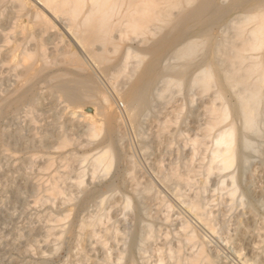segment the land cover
Instances as JSON below:
<instances>
[{
    "label": "bare ground",
    "instance_id": "bare-ground-1",
    "mask_svg": "<svg viewBox=\"0 0 264 264\" xmlns=\"http://www.w3.org/2000/svg\"><path fill=\"white\" fill-rule=\"evenodd\" d=\"M135 40H139V46L134 47L129 46L130 44L127 45L128 41ZM119 52L121 56L113 62L112 54ZM88 58L91 63H96V66L97 64L103 65L104 72L105 70H113V72L111 71V77L115 80V82L113 81V88L116 90L117 95L126 103L125 118L129 119L134 124H138L141 116L146 114L145 112L148 109L151 110L154 102L159 99L162 100L163 98V100L166 101L165 96L167 92L174 90L173 93H175V89L181 91L180 89H182L184 81L188 78V89L193 93H197L205 100L206 104L204 108H202L207 115V121L204 126L202 125L203 127H200L202 137L199 136V134L198 136L200 138L198 136L195 137V135V138L192 139L191 137V139H189L191 142V158L186 162L183 158L185 163L182 167L186 170L187 174H183L181 171L182 167L176 164L172 165L171 168H169V172L166 175L164 174V178L162 177L161 179L165 183L175 182L177 184V189L179 186V189H174V191H177L178 198L183 199V205L186 204L185 206L191 209L198 221L212 231L215 227L213 223L217 216L214 214L216 210L212 208V203L217 202L210 200L209 197L211 195L209 194L210 196L208 197L207 192L213 189L210 192H213L215 195L211 193V198H214L217 193L220 195L221 201L219 198L218 200L222 205L223 203H228L230 207L228 209H231L232 206V209H234L235 201L238 197H243V194L239 191L242 186L243 175L245 174V170H247L246 166L247 164L249 165L251 161L249 153L252 151H254V153L258 152L256 150V142L253 141V138H264V0H0V121L6 117L17 119L23 108L27 106L33 107L35 105H41L47 110H54L58 106L60 107L59 103L61 102L58 103L59 99H63L65 105H67V103L69 104L67 108L70 105L77 108L80 106L84 107V105L95 104L100 106L103 110L100 114H98L99 111L97 110V114L101 115L103 118L98 124L96 120H89V118H87L88 116L83 117V120H81L80 117L77 118L75 111L72 115H69L66 111V107L64 108L66 111L64 117L66 116L67 121L65 125H62L63 123H59L62 126L57 125L56 116L54 117L56 120H52L54 119L51 118L52 116L49 117L51 122H54L48 124V126H58L59 130H57L56 127L57 133L53 131L54 128L52 132L49 130L51 128L46 132L42 130L44 132L41 131L42 140L40 142H35V145L39 143L41 148L47 146L46 148L49 150L48 153L46 152L47 156L45 155L44 159H41V162L38 163L37 169H39L36 173L39 174L41 170L42 172L40 173L48 171L50 174L43 181L40 179L45 177L39 175L42 178H38L39 181H37V184L45 186L44 190L46 189V191H44V194H50L48 197L49 200L62 198L67 192V190L64 191L65 189H63V187L66 186L64 185L65 183L62 184L67 174L65 173V176L57 174L58 172H62H57L55 169L54 172L57 173L53 174V171L51 173L54 164L58 161V164L61 163V165H59L63 166V164H67L70 160L77 162L79 164L78 166L87 163L86 166L80 168L78 175L74 176L77 178H74V180L72 178L74 182L70 180V183H73L74 187H76L78 194L68 195L67 193V196L63 197L64 202L70 204V202L75 201L76 204H73L76 205L78 209H84L90 202L98 196V198H100V195L105 192L122 188L125 190L129 189L130 192L128 193L129 195L131 193L132 197L129 195L123 196L122 201H124L125 205H122L125 206L126 209H136V218L139 219L142 213L145 212L142 211L144 208L142 209L140 206L145 207V203L139 206V202L137 201L138 204L134 205L132 200H145L148 201V203L153 200H160L163 203H165V201H162L163 195H160L159 189H156V186H153L152 182L141 184L140 182L142 180L139 182V180L135 178V175H133L132 172L135 171L136 164L132 156L128 154L123 143L125 140V135L122 132L124 123L123 118H116L114 117L115 115L112 114L114 101H112L106 93L100 91L96 77L93 75L92 71H90L91 66L89 64L90 62L88 63ZM118 79L120 82H117ZM178 90L176 91L179 92ZM44 92H47L51 97L48 98L47 103L40 104V97ZM173 93H169V95ZM168 98H170V96H168ZM193 101L194 98L191 99V102ZM122 107L124 106L122 105ZM61 112L62 111H60V113ZM25 114L28 116V113ZM89 114V116H92L94 119L96 112L94 114ZM30 115L31 113L29 116ZM34 115L36 116L37 114L35 113ZM32 116L33 115H31V117ZM32 122L33 125H35V120L30 121L31 124ZM165 124L164 122L160 127V131L163 132L167 129ZM37 125L38 124H36V126ZM73 127L81 130V135L79 134L78 136L86 135V138H88V146L94 144L92 141L94 139L98 140L97 138L100 137L101 132H103L102 139H100V142L92 149L94 153L88 154L87 152L88 155L85 153L87 156L83 157L82 155V157H79L73 152L74 148L72 149L73 151H63L67 146H71L70 144L79 147L84 144L82 141L80 142L78 138L77 140L75 139L77 135L74 134L75 138L74 136L70 137L73 135L70 133V129H73ZM28 129L29 128H27V130ZM20 130L21 129H19V131ZM6 131L4 128L2 129L0 127V155H4L6 158L9 157L15 162V165H17L19 164L18 154H14V152L9 154L6 153V151L9 152L10 150L5 149V146H8L5 145V138L7 136ZM16 131L17 130L13 132ZM32 131H34V133L36 132L33 128ZM183 133L180 130L174 129L170 132V136L171 138H177L183 136ZM16 134L21 140L26 138L23 137L20 132H16ZM31 136L30 134L28 138L33 139L34 136ZM56 138L58 141L61 140L63 149H61L62 147L60 145V148L56 147L57 145H55L56 148L50 146L52 141V143L56 142ZM80 140H82V138ZM207 140H210V145L206 143ZM16 142L18 141L16 140ZM21 143H23V141H21ZM25 143H23L21 147H24ZM59 143L60 141L58 144ZM87 145L85 147H87ZM56 149L62 151V153L58 151L60 153L58 156L54 154ZM35 150L36 149H34V151ZM260 151L261 150H259V153L261 154ZM35 152V155L38 157L32 154H30V157H35L33 159L37 158L39 160V157L42 156L40 153L38 155L37 151ZM202 152L205 154L199 166V170H201L199 172L202 174V176L199 177H202V180L197 183L199 180L195 175L198 171L195 170L197 165L194 166V160L196 161L195 158L200 156ZM44 153L42 152V154ZM263 156L262 152V157ZM21 159L23 161L24 158ZM198 159H200V157H198ZM32 160L30 161L32 162ZM10 162L12 163V161ZM11 163L9 165H12ZM33 163L35 162L33 161ZM67 165L63 168L67 169ZM115 165L116 174L112 175L114 177L109 181L103 182V178H106ZM125 166H130L132 171L131 173L127 171L128 176L126 177L122 174V167ZM20 167L18 166V169H20ZM58 167L57 169L62 168ZM73 167L75 168L76 165ZM68 168L71 167L68 166ZM69 170H66L69 174L70 172H75L71 169ZM87 170H89V173L91 172L89 178L91 181L88 185H86L87 180L84 179L87 176ZM62 171H65V169ZM48 172H46V174ZM39 176L37 175L35 178ZM67 176L69 177V175ZM254 177L255 176H253V181L255 179ZM194 178H196V180H194ZM28 180L26 183L30 182ZM97 180H101V182L95 184ZM31 181L36 182V180ZM40 181L41 183H39ZM214 181L215 187L211 188V184ZM93 184V187H89ZM248 185L250 186V184ZM72 186L71 188H74ZM181 186H188V188L194 187L195 190H193L194 192L191 195H189L188 192L187 194H183L185 189L182 192L180 189ZM254 187L255 186L250 188ZM250 188L247 187L246 193L244 194L254 199V192ZM37 189L42 190L40 187ZM261 189L263 192V188ZM258 190L260 189L258 188ZM81 194L82 196H80ZM114 194L115 193L110 194L109 197ZM118 194L116 193L115 195ZM43 197L44 196H42V198ZM103 197H101V203L105 201ZM241 197L239 198L240 200H238L241 201L240 205L243 204V199ZM259 197L260 196H258V198ZM38 199H36L37 203ZM163 200H165L164 197ZM260 201L261 200H259V206L264 207V202ZM41 202H43V200H41ZM55 202H57V200L52 202L53 205L56 204ZM58 203L59 202H57V204ZM62 206H65V204L63 203ZM169 206L170 205H168V208H170ZM217 206L218 205H216V207ZM251 207L250 212L248 211L251 221L247 220L250 223L252 222V225L255 222L260 224L262 232L259 233L260 231L257 229L259 232L256 234V237L259 236L260 240H262L263 237V241L260 243L263 245L264 213L258 214V211L256 210V212L253 206ZM168 208L167 210L169 211L172 209ZM111 209L113 208L111 207ZM218 210L221 209L218 208ZM100 212L96 214L94 212V214H90L89 217L85 215L87 218H84L79 225L77 224L79 232L76 230V233H78L76 236H78V239L80 236L86 234L91 238L94 236L97 237L96 235H98V233L96 234L95 228L101 223L103 224L102 219L104 216L103 212H101L102 214ZM229 212L228 210L227 213ZM170 213H166V215ZM53 214L54 213H51L50 216ZM65 214H67V212L63 215L65 216ZM86 214L89 213L87 212ZM58 215L57 218L52 216L55 220L52 219L54 222L50 220L51 224L55 223L59 225L56 222L60 220ZM81 215L84 214L81 213ZM65 217H67V215ZM107 217L110 218L109 215ZM166 217L164 220L162 218V220L165 221L169 218L168 216ZM171 218L172 217H170V219ZM167 221L169 222V219ZM236 221L237 220H235V222ZM64 222L65 221H63V223ZM144 222L145 221H143V223ZM45 223L47 222L45 221ZM104 223L106 224V222ZM143 223L137 228H130L129 231L126 230L128 239L123 242L125 247H121L130 254V264H135L132 255L135 249L139 250L138 255L140 254L141 259L146 260V254L149 248H153L159 253L158 264H216L214 257L209 255L206 250L207 245L211 243L209 236L205 234L200 238L197 230L194 228L195 226H192L194 224L191 225L187 219L182 221L181 227H179L180 230L177 231V235H180L176 242L177 245H172V243H170L171 241L167 242V239V241L165 240L167 242L165 245V242H162L164 240V234L163 238H161L163 239L161 241L162 243L159 244L158 233L156 229H154L155 227L153 228V225L148 222V224ZM52 225L49 227L50 232H54V230L57 229L55 225V227ZM60 225L57 226L60 230L57 229V232L54 234L56 235L59 232L58 235L63 237L66 235L67 230L63 225ZM176 226L178 227V225ZM60 227H62V229ZM245 227L246 230L242 229V232L244 235H247V233L250 232V225L247 224ZM87 228H91L92 230L90 229L91 231L85 233ZM118 228L116 229V227L112 226L110 228L106 227L105 229L106 232L114 233V235L117 236L120 232ZM215 230H217L216 227L214 232ZM50 232L47 231V233ZM252 233L254 234V232ZM54 234L52 235L55 236ZM165 235L169 237L167 234ZM166 236L165 238H167ZM253 236H251V238ZM48 237L50 238L49 235ZM71 237L70 241H72ZM162 244L165 246L162 247ZM258 244L259 243L256 245ZM55 246L57 247V245ZM260 246H253V248L254 250L256 249L257 254H255L257 258L264 262V245ZM53 250H55L54 247ZM187 250L189 252H187ZM210 253L213 252L211 251ZM240 254L242 255V253H239L238 256L241 258ZM117 258L118 262L123 260L122 256H117ZM106 259L107 258H105V260ZM141 259L139 261H142ZM249 259L242 260L245 264H256L254 262L258 260L254 259L255 261L250 263ZM112 260L111 258L107 264H110ZM115 264L117 263L115 262ZM143 264L148 263L144 261Z\"/></svg>",
    "mask_w": 264,
    "mask_h": 264
},
{
    "label": "rangeland",
    "instance_id": "rangeland-1",
    "mask_svg": "<svg viewBox=\"0 0 264 264\" xmlns=\"http://www.w3.org/2000/svg\"><path fill=\"white\" fill-rule=\"evenodd\" d=\"M138 42H139V40L130 41V42L128 41L127 45L130 44L129 46H134V47L139 46L140 44H138ZM119 56H121L120 52L116 53V54H112L113 62H115L119 58ZM88 63L91 66L90 71H92L93 75L96 77V80L99 84L100 91L103 93H106L111 98V100L114 101V108H113L112 114L115 115L114 117H116V118H118V117L123 118L124 123H123L122 132L125 135L124 136L125 140L123 143H124L125 149L127 150L128 154L130 156H132V158L136 164L135 165L136 169H134L135 171L132 172L130 166L122 167V174L124 175V177H126V176H128V173L132 172L133 175H135V178L137 180H139V182L142 180L140 182L141 184H143V183L147 184V183L152 182L153 186H156V189L157 188L159 189L158 191L160 192V195L161 194L163 195V196L161 195L162 201H165V203L161 202L160 200L159 201L153 200V201H150L149 203H148V201H145V200H140L141 202L139 200H132V203L134 205L138 204V202H139V206H140V204L142 205L145 203L144 206L146 208L142 207V206H140V207L142 209L144 208L145 210L144 209L143 210L141 209V210L145 211L146 213L145 212L142 213L141 218L137 219L136 218V209H133V208H132V210L126 209L125 206L122 205V204H124V201H122L123 196L129 195L128 192H130L129 189L128 190L126 189L127 190L126 191L124 188H122V189H118L115 191L111 190V191H109L110 193L105 192L104 194L100 195V198H98L99 197L98 196L96 199H94L92 202H90L92 204L89 203L86 206L87 209H86V207L84 209H78V207L73 204V203L76 204L75 201L70 202V204H67L66 202H64L63 197L67 196V193H68V195L69 194L70 195L71 194L76 195V193L78 194L76 187H74L73 183H72L73 184V186H72V184L70 183V180L73 181L74 178L76 179L77 177H74V176H77L80 168L82 166L83 167L86 166L87 163H85L84 165L78 166L79 164L77 162L70 160L72 165L68 161V163H67L68 165L65 164V165H67V169L63 168V167H65L64 164H63V166H60L61 163H59L60 164L59 165L58 161H57L56 162L57 164L55 163L53 166V169L51 170V173H52V171L54 172L55 170L57 172L58 171L62 172V173L54 172L53 174L57 173V174L65 176V173H66L67 175H69V177L66 175L65 180H63V182H62V184L65 183L64 185H66V186H64V185H62V186H64L63 187V189H65L64 191L67 190V192L65 193V195L62 198H56L57 202H59V203L57 204V202H55L56 204H54L55 205L54 206L52 202H54L56 200H51V199L49 200L48 197L50 194L48 195L46 193L48 196L46 194H44L45 193L44 191H46V189L44 190L45 186L37 184V181H39L38 178L45 177V178L40 179L41 181H43L44 179H46L48 177L50 172L46 171V172H48L47 174H46V172L40 173V172H42L40 170L39 174L36 173V172H38V169H39V168L37 169V167L39 165L38 163L41 162L40 161L41 159L42 160L44 159L45 155L47 156V153L49 152V150L46 148L47 146L41 148L39 143H37V145L39 146L38 147L37 145H35V142H40L42 140L41 135H42V132L44 130H45L44 132H46L49 128H51L49 130H51V132H52V129L54 128L53 131H56V133H57V130H59L58 126L57 127L54 125H52V127L48 126V124H51L54 122V121L51 122V119L49 118L51 116H52L51 118H54L56 116L55 118L57 120L55 118L52 120H56L58 122L57 125L62 126V125H65L67 123L66 116L64 117L65 112L67 111L69 115H72L73 112L75 111L77 118L80 117V119L83 120L82 119L83 117L88 116L87 118H89V120H96L97 124H98V122H100L101 119H103L102 116L98 115V114L102 113L103 110L100 106L95 105V104L84 105V107L80 106L77 108H74L72 105H70L68 107L69 108L68 109L67 105H69V104L67 103V105H65V103H63V99L58 100V103L61 102V103H59L60 107L58 106L54 110H47L46 108L42 107L41 105H37V106L35 105L33 107L27 106V107L23 108V110L21 111V113L17 119H12V118L6 117V118L2 119L3 122L0 121V125H1L0 127L2 129L4 128L5 131L7 130L6 131L7 136L5 138V145H8V146H5V149L6 150L10 149V150H9V152L6 151V153L9 154V153L14 152V154H18V157H19V160H18L19 164L15 165V162H13L12 159H10L9 157H7L8 158L7 159L6 156L0 155V169H2V170H0V264H77V263H79V264H84V263L85 264L86 263L87 264H102V263L107 264V263H109V260L111 258L113 260L110 264H115V262L117 264H122V263L128 264L130 262V259H129L130 254L127 253L126 251H124L123 250L124 248L121 246L125 247V244L123 242H124V240L128 239L126 232L129 231L130 228H137V227L141 226L143 221H145L143 224H146L148 222L149 224L153 225V228L155 227L154 229H156V231L158 233L157 236H158V240H159L158 243L159 244H161L162 242L163 243L165 242L164 244L166 245L167 242L171 241L170 243H172V245H174V244L177 245L176 242L178 241L179 236H180V235H177V231L180 230L179 227H181L182 221H184L185 219H187L191 223V225L194 224L192 226H195L194 228L197 230L198 236L200 238L202 235L204 236L205 234L209 236L211 243L207 245L206 250H207V253L209 255L214 257L216 264H233V263L234 264H237V263L243 264L244 263L243 260H246L249 258H250L249 262L253 263L252 261H255L256 259H258L257 255H256L257 254L256 249L254 250L253 246H258V245L260 246L261 245L260 243H262V241H263V237H262V240H260L259 236L256 237V234H258L259 231H260L259 233L262 232L261 227H260V224L258 222H255L256 224L253 222L255 224V226H254V224L252 225V222L250 223L248 220L251 221L250 213H249L250 209L252 208L251 206L254 207L255 211L256 210L258 211V212L256 211L258 214L264 213V207L259 206V200L264 202V167H263L264 166L263 165L264 164L263 163L264 162V158H263L264 156L262 157V152L264 155V149H263L264 148V138H253V141L256 142L255 145H257L256 150L258 152L254 153V151H252L249 153V158L251 161L249 162V165L247 164V166H246L247 170H245V174L243 175V181L244 182L242 181V186H241V189L239 191L241 194H243V197L240 196L243 199L242 205H240L241 201H238V200H240L239 199L240 197H238V199L235 201L236 203H235L234 209H232L233 206L231 207V209H228V208H230L228 206V203H225V204L223 203V205L221 204V202H220L221 199H220L219 194L216 193V196H214V198L213 197L211 198L212 194L215 195L213 192H210L213 189L208 191L209 193L207 192L208 197L211 195L209 197V199L213 200V202L214 201L217 202V203H215V202L212 203V205H213L212 208L216 210L214 214H215V216L217 215L216 219L213 223V226H215L217 229V230H215V232H216L215 233L214 232L215 227L211 231V229L207 228L205 225H203L202 223H200L198 221V219L196 218L194 213L191 211V209L188 206H185L186 205L185 203H184L185 205H183V202H182L183 199L178 198L179 196L177 194V191H174V189L175 190L177 189V184L173 181L170 183L169 182L165 183L161 179L162 177L164 178V176L169 172V170H170L169 168H171L172 165L178 164L180 167H182L183 164L191 158V154H192L191 149H190L191 148V146H190L191 142L189 141V139H191V137L193 139V138L197 137L199 134H200L199 136H201V131H200L201 128L200 127L202 125L204 126L206 121H207V115L204 113V109H203L205 104H206L205 100L202 99L201 96H199L197 93H195V92L193 93L188 89L189 88L188 87L189 78L184 81L182 89H180L181 91H179L178 89H175V93H173L174 90H171L172 92L171 91L167 92L166 96H165L166 101L163 100L164 99L163 98L162 100L159 99L156 102H154V105L151 107V110L148 109L145 112L146 114L141 116L138 124H134L129 119L125 118L126 117V115H125L126 103L121 97H119L117 95L116 90L113 88V83L115 82V80L112 79V77H111L113 70H109V71L105 70V72H104V66L103 65L97 64V66H96L95 65L96 63H91L89 58H88ZM94 69H96V70H94ZM117 82H120V80L118 79ZM176 90H178L179 92H177ZM44 93H42V96L40 97L41 98L40 104L47 103L48 98L51 97V96H49V94H47V92L45 93L47 95H45ZM169 93H173V94L169 95ZM168 96H170V98H168ZM195 96H196V100H195ZM198 96H199V98H198ZM192 98H194L193 102H191ZM158 101H160V102H158ZM122 105L124 107H122ZM156 106H158V107H156ZM65 107L67 108L66 111L64 109ZM28 109L30 110V112ZM97 110L99 111V113ZM193 110H194V112H193ZM60 111H62V112L60 113ZM80 112H82V113H80ZM95 112H96V115L94 116L95 118L93 119L92 116H89L90 115L89 113L94 114ZM25 113H28V116H26ZM30 113H31V115H33L32 117L35 119H33L31 117V115L29 116ZM35 113L37 114L36 116L34 115ZM22 116H23V118H22ZM61 116H62V118H61ZM176 119H177V122H176ZM24 120H26V121H24ZM29 120L30 121L35 120V122H34L35 125H33V122L31 124ZM164 122L166 123L165 125H166L167 129L162 132V131H160V127L164 124ZM59 123H61V124L63 123V124L61 125ZM36 124H38V125L36 126ZM55 127L57 128V130ZM27 128H29V129L27 130ZM32 128H33V130L36 131L35 133H34V131H32ZM19 129H21V130L19 131ZM174 129L180 130L182 133L184 132L183 136L177 137V138H171L170 132H172ZM15 130H17L16 132H20L22 134V136L26 137L27 139L26 138H24L22 140L19 139L16 132H13ZM198 130H199V132H198ZM72 131L75 133H73ZM25 132H26V134L28 133L29 135L28 134L26 135ZM9 133H10V135H9ZM13 133H14V136H13ZM70 133L73 134L70 137L74 136V134H75L77 136H76V138L74 136V138L76 140L78 138V140L80 142L82 141L84 143L81 146L82 148L79 146L70 144L72 147L67 146V148H64L65 149L64 150L62 145H61V140H59L60 143L58 144L59 141L57 138H56L57 140H55L57 143L54 141L56 144L52 143L53 142L52 141L50 143L51 145L50 144L49 145L52 147L53 146L55 147V145H57L56 147H58V148H60L59 147V145H60L62 147L61 149H63V151H68V150L73 151L74 150L73 152L77 156L82 157V155H83V157H84V156H87L89 153H94L92 149H94L96 144H98V142H100V139H102V136H103V132H101L100 137L97 138L98 140L94 139L92 141V142H94V144H91L88 146L87 145V139L88 138H86V135L78 136L79 134L81 135V130L73 127V129H70ZM30 134L35 137V138L33 137L34 141H33V139L28 138V137H30ZM38 134H39V136H38ZM7 137H9V138H7ZM81 138H82V140H80ZM83 138H84V140L86 139L85 140L86 142L83 140ZM14 140H15V142H14ZM16 140L21 145L18 142H16ZM20 140L23 141V143H25V141H26L24 147H21V146H23V143H21ZM29 141L32 143H30ZM209 141L210 140H207L206 143L209 144ZM30 144L31 145L34 144V145L31 146ZM29 145H30V147H29ZM86 145H87V147H85ZM15 146H17V147H15ZM77 147H79V148H77ZM183 147H184V150H183ZM187 147H189V148H187ZM258 147H259V149H258ZM260 147H262V148H260ZM43 148H45L47 150L44 151L45 149H43ZM34 149H36L35 151L38 152L37 153L38 155L40 153V155L42 156V157H39V160L37 158L33 159L35 157H38L35 155L36 152L34 151ZM41 149H42V151H41ZM24 150H25V152H24ZM259 150H261L260 151L261 154L259 153ZM27 151H28V153H27ZM58 151L59 150H57V149L54 151L55 156H58V154L62 153V151H59L60 153ZM42 152L43 153L47 152V153L42 154ZM87 152H88V154H87ZM203 152L201 153L200 156H198V157H200V159H198V157H196L195 158L196 161L194 160V166H196V165L198 166V167L197 166L195 167V170L198 171L197 172L198 175H197V173L195 175L196 178L199 180L197 183H199L202 180V177H199V176H202L201 172H199V171H201V170H199V168H200L199 166L201 164V160L203 158V155H205V154H203ZM30 154L35 155V157L31 158ZM90 155H92V154H90ZM21 158H24L23 161ZM183 158H184L185 162H184ZM255 158H256V160H255ZM29 159L30 160L33 159L32 162ZM9 160L12 161V163ZM36 160H37V164H36ZM33 161L35 163H33ZM10 163L12 165H9ZM261 163H263V164H261ZM58 165H59V167H62L63 169H65V171H62L63 170L62 168H60L62 170L57 169ZM75 165H76V167L74 168L73 166H75ZM15 166H16V169H15ZM18 166L19 167L21 166L22 168L20 167V169H18ZM26 166H28L29 168ZM68 166H70L71 168H68ZM23 169H25V170H23ZM69 169H71L72 171H75V172L74 173L70 172V174H69L66 171ZM88 171L89 170H87V173H86L87 178L86 177L84 178L85 180H87L86 185H88L91 181L89 179L91 176V172L89 173ZM127 171H128V173H127ZM181 171L183 172V174H185V175L187 174L186 170L183 169V167L181 168ZM21 172H22V174H21ZM27 174H30V175H27ZM36 174L38 176L42 175V177L39 176V177L35 178V176H37ZM114 174H116V165L113 166V168L110 170V173L106 176V178H103L102 181L103 182L109 181L110 179H112L114 177V176H112ZM22 175L24 176V178ZM25 175H27L28 177ZM43 175H46V176H43ZM253 176H255L254 181H253ZM32 177L35 179H33ZM72 178H73V180H72ZM196 178H194V180H196ZM25 179H27V180L29 179L28 181H30V182L26 183L27 180H25ZM31 180H36V182L31 181ZM41 181L39 183H41ZM99 182H101V180H97L95 182V184H97ZM214 183H215V181L211 184V188L215 187ZM69 184L75 188V191H74V188H71V186ZM248 184H250V186ZM93 186H94V184L90 185L89 187H93ZM253 186H255V187L250 188ZM39 187H40V189L43 190V192H42V190L37 189ZM247 187L252 189V191L254 192V199H251V197L244 194V193H246L245 191H246ZM69 188H71L72 190ZM258 188L260 190H258ZM261 188H263V192H262ZM178 189H179V186H178ZM180 189L182 190V192L185 189L183 194H187V192H188L189 195H191L194 192L193 190H195L194 187L188 188V186H181ZM118 192H119V194H118ZM173 192H175V193H173ZM258 192H260V193H258ZM39 193H41V194H39ZM113 193H115V194L117 193L118 195L114 194L115 195V196L113 195L114 197L112 195L109 197V195L113 194ZM257 195L260 196L259 197L260 199L258 198ZM42 196H44L43 197L44 199L42 198ZM80 196H82V194ZM129 196L132 197L131 193ZM101 197H103L105 199V201L103 203H101V201H102ZM163 197L165 198V200H163ZM175 197H176V199H175ZM35 198L36 199L41 198V199H38V203H37V200ZM218 198L220 201L218 200ZM52 199H54V198H52ZM41 200H43L44 203L41 202ZM44 200H46V201H44ZM245 202H247V203H245ZM63 203L65 204V206H62ZM166 203H168V204H166ZM163 205H165V206H163ZM168 205H170L169 206L170 208H168ZM216 205H218V206L216 207ZM94 207H95V209H94ZM111 207L113 209H111ZM165 207H166V209H165ZM107 208H109L110 210ZM167 208L168 209L172 208V209L169 211V210H167ZM218 208L221 210H218ZM159 209H161V210H159ZM107 210H108V213H107ZM128 210H130V211H128ZM228 210L230 211L229 213H227ZM100 211L103 212V214H104L103 219H102L103 220L102 222L104 225L101 223L100 225L96 226L95 232H96V234L98 233V235H96L97 237L94 236L91 238L89 235L86 234V235L80 236V238L78 239V236H76L78 234V233H76V230H77V232H79L78 231V225L80 224V222L84 218L89 217L90 214L93 215L94 212L96 214ZM50 212L54 213V214L50 216V214H51ZM65 212H67V214H65V216L67 215V217H65L63 215ZM87 212L89 214H86ZM81 213L84 215H81ZM166 213H170V214L166 215ZM248 213H249V215H248ZM57 215L60 218V220H57L56 222L59 225L60 224L63 225V227H65V229L67 230L66 235L63 237H60L58 235L59 232L56 235L54 234L55 232H57L56 230L59 229L57 227L59 225H57L55 223H52V224H54L57 229L54 230V232L49 231L50 230L49 227L52 225L51 221H52V219H54L53 217L57 218ZM85 215L86 216L88 215V216L85 217ZM108 215L110 216V218L107 217ZM134 215H135V217H134ZM49 216L51 219L49 218ZM166 216L169 217L168 219H169V222L171 224L167 221L168 219L163 221ZM170 217H172V218L170 219ZM48 218H49V220H48ZM73 218H75V219H73ZM162 218H163V220H162ZM158 219H160V220H158ZM235 220H237V221L235 222ZM45 221L47 223H45ZM63 221H65V222L63 223ZM173 221L174 222L176 221L175 224ZM52 222H54V221H52ZM104 222H106V224ZM247 224L250 225V228H249L250 232H248L247 235H244L242 232L243 231L242 229L246 230L245 226ZM54 225H52V226H54ZM176 225H178V227ZM257 225H259V226H257ZM112 226L116 227V229L119 227L118 231H120V232L117 234V236L114 235V233L106 232L105 228L106 227L110 228ZM239 226H240V228H239ZM173 227H175V228H173ZM60 228L62 229V227H60ZM160 228H161V230H160ZM251 228H253V229H251ZM90 229L91 228H89V229L87 228L85 233L92 230V229L91 230ZM257 229L259 231H257ZM47 231L50 232L51 234L47 233ZM199 231H200L201 235L199 234ZM255 231H256V233H255ZM263 231H264V229H263ZM72 232H73V234H72ZM217 232H218V234H217ZM252 232H254V234ZM251 233H252V235H251ZM52 234H54L55 236H53ZM99 234H101V235H99ZM163 234H164V238H163ZM165 234H167L169 237H167ZM48 235L50 236V238L48 237ZM98 236H99V240H98ZM115 236H116V239H115ZM165 236L167 238H165ZM251 236H253V237L251 238ZM70 237H71L72 241H70ZM100 237L102 238V240ZM161 238H163L164 240ZM181 238H182V236H181ZM242 238H243V240H242ZM257 243H259V244L256 245ZM55 245H57V247ZM162 245H158V246H162ZM165 245H163L162 247H164ZM263 245H261V246H263ZM53 247L55 250H53ZM59 247H60V249H59ZM252 250H254L255 252ZM211 251L213 253H210ZM156 252L157 251L154 250L153 248H149L148 252L146 254L147 258H146V260H143V259H141L140 254L138 255L139 250L135 249L134 252L132 253V255L134 257L133 260H134L135 264H143L144 261H145V263H148V264H158L157 262H158V257H159L158 254L159 253L157 252V254H156ZM187 252H189V251L187 250ZM239 253H242V255L240 254L241 258L238 256ZM44 255H47V256H44ZM117 256H119V257L122 256L123 260H121V262H118ZM217 256L220 258H218ZM108 257H111V258H108ZM105 258H107L108 260L107 259L105 260ZM139 258L142 261H139L140 260ZM88 260H89V262H88ZM98 260H99V262H102V263H99ZM241 260L243 261V263ZM254 263L264 264V262H262L261 259L256 260Z\"/></svg>",
    "mask_w": 264,
    "mask_h": 264
}]
</instances>
